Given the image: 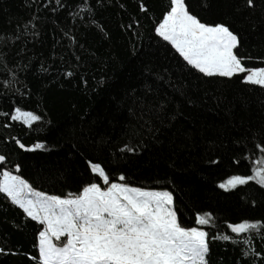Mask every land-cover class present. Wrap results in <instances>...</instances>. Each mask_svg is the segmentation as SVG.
<instances>
[{
	"label": "trees",
	"instance_id": "16d2710c",
	"mask_svg": "<svg viewBox=\"0 0 264 264\" xmlns=\"http://www.w3.org/2000/svg\"><path fill=\"white\" fill-rule=\"evenodd\" d=\"M185 3L238 36L246 68L264 67V0ZM169 10L170 0H0V174L61 198L93 183L167 191L180 225L208 233L207 264H264V185L220 187L264 168V88L188 65L156 32ZM16 109L40 119L12 120ZM243 222L261 227L231 231ZM42 230L0 193V264H39Z\"/></svg>",
	"mask_w": 264,
	"mask_h": 264
},
{
	"label": "snow or ice",
	"instance_id": "6c2138e0",
	"mask_svg": "<svg viewBox=\"0 0 264 264\" xmlns=\"http://www.w3.org/2000/svg\"><path fill=\"white\" fill-rule=\"evenodd\" d=\"M248 3L251 5L252 0ZM156 31L188 65L205 76L231 78L247 73L244 82L264 88V68L244 66V58L238 55V36L224 24L201 22L190 13L185 0H170V10ZM11 119L31 126L40 117L16 109ZM44 147L36 144L27 150ZM4 160L0 155V162ZM91 171L109 184V175L99 164L91 163ZM0 175V193L43 225L39 264H207L208 233L180 225L172 207L173 197L167 191H144L114 182L104 190L93 183L79 195L61 198L34 191L28 182L8 171ZM252 179L264 185V168H258L252 177H232L220 187L228 190ZM210 219L199 216L197 223L208 225ZM229 227L240 234L258 231L261 225L243 222ZM62 237L66 238L62 245L53 243V238L60 241Z\"/></svg>",
	"mask_w": 264,
	"mask_h": 264
},
{
	"label": "rangeland",
	"instance_id": "374dc122",
	"mask_svg": "<svg viewBox=\"0 0 264 264\" xmlns=\"http://www.w3.org/2000/svg\"><path fill=\"white\" fill-rule=\"evenodd\" d=\"M156 32H157V31H156ZM157 34H158V33H157ZM263 68H264V67H263ZM258 69H259V68H258ZM246 75H247V73H246ZM21 111H25V110H21ZM26 112H30V111H26ZM31 113H33V112H31ZM33 114L36 115L35 113H33ZM14 115H15V113H14ZM20 121H22V120H20ZM22 122H23V121H22ZM11 174H12V173H11ZM12 175H14V174H12ZM1 176H2V175H1ZM1 179H2V177H1ZM109 186H110V185H109ZM109 186H108V187H109ZM108 187H107V188H108ZM107 188H105L104 190H106ZM132 188H133V187H132ZM141 190H142V189H141ZM34 191H35V190H34ZM144 191H152V190H144ZM37 192H38V191H37ZM43 194H44V193H43ZM45 195H46V194H45ZM49 196H50V195H49ZM65 239H66L65 237H62L60 241H56L55 238H53V243H56V244L59 246V245H62V243L65 241Z\"/></svg>",
	"mask_w": 264,
	"mask_h": 264
},
{
	"label": "water",
	"instance_id": "95a60500",
	"mask_svg": "<svg viewBox=\"0 0 264 264\" xmlns=\"http://www.w3.org/2000/svg\"><path fill=\"white\" fill-rule=\"evenodd\" d=\"M1 163V162H0Z\"/></svg>",
	"mask_w": 264,
	"mask_h": 264
}]
</instances>
